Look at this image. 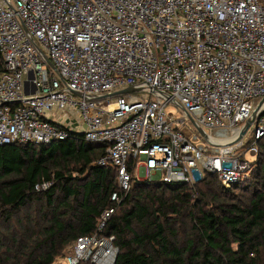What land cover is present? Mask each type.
I'll return each mask as SVG.
<instances>
[{
    "label": "built area",
    "instance_id": "built-area-1",
    "mask_svg": "<svg viewBox=\"0 0 264 264\" xmlns=\"http://www.w3.org/2000/svg\"><path fill=\"white\" fill-rule=\"evenodd\" d=\"M70 132L107 147L98 164L119 189L64 264L116 263L104 232L130 166L163 183L247 181L264 138V0H0V146Z\"/></svg>",
    "mask_w": 264,
    "mask_h": 264
},
{
    "label": "trees",
    "instance_id": "trees-1",
    "mask_svg": "<svg viewBox=\"0 0 264 264\" xmlns=\"http://www.w3.org/2000/svg\"><path fill=\"white\" fill-rule=\"evenodd\" d=\"M258 146L249 180L231 188L215 175L193 186L142 181L130 166L132 188L104 232L115 264H264V138ZM106 149L73 132L0 146V264H54L97 233L119 189L117 173L98 164Z\"/></svg>",
    "mask_w": 264,
    "mask_h": 264
},
{
    "label": "rangeland",
    "instance_id": "rangeland-1",
    "mask_svg": "<svg viewBox=\"0 0 264 264\" xmlns=\"http://www.w3.org/2000/svg\"><path fill=\"white\" fill-rule=\"evenodd\" d=\"M166 113H167V115L169 116V115H173L174 116V118H175V120H177V121H180L181 119H183L184 117H185V115H184V112L182 111V110H180L178 107H176L175 105H173V104H169V105H167V107H166ZM185 126H187L190 130H192L194 133H196V130L194 129V126H193V124L190 122V121H186L185 122ZM250 161H252L254 158L253 157H251V156H248L247 157ZM242 159H245V155H243L242 156ZM258 159V158H257ZM256 159V160H257ZM252 168H253V166H252ZM135 175H136V178L137 177H139V178H141V180L143 181H147V179L144 177V175L139 171V170H137L136 171V173H135ZM209 176V175H208ZM251 176V175H250ZM144 177V178H143ZM249 180V179H248ZM231 188V187H230ZM120 206V205H119ZM59 262H61L62 264H64V261H63V259H59L58 260Z\"/></svg>",
    "mask_w": 264,
    "mask_h": 264
},
{
    "label": "water",
    "instance_id": "water-1",
    "mask_svg": "<svg viewBox=\"0 0 264 264\" xmlns=\"http://www.w3.org/2000/svg\"><path fill=\"white\" fill-rule=\"evenodd\" d=\"M49 65L51 66L52 69H55L54 65L48 61ZM131 92H135L134 89L132 88H128V89H125V90H121V91H117V92H114V93H111V94H108L106 95L105 97H108V98H112V97H116V96H120V95H125V94H128V93H131ZM77 94V93H76ZM191 122L196 125L195 121L191 118ZM253 123V120L249 121L246 126L244 127V129L241 131V134L239 136V138L237 139L238 141L242 139V137L246 134L247 130L250 128L251 124ZM197 127V126H196ZM198 131L204 136V132L198 128Z\"/></svg>",
    "mask_w": 264,
    "mask_h": 264
},
{
    "label": "crops",
    "instance_id": "crops-1",
    "mask_svg": "<svg viewBox=\"0 0 264 264\" xmlns=\"http://www.w3.org/2000/svg\"><path fill=\"white\" fill-rule=\"evenodd\" d=\"M54 264H58V263H54Z\"/></svg>",
    "mask_w": 264,
    "mask_h": 264
}]
</instances>
